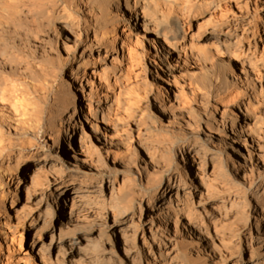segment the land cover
I'll list each match as a JSON object with an SVG mask.
<instances>
[{"label":"bare ground","instance_id":"6f19581e","mask_svg":"<svg viewBox=\"0 0 264 264\" xmlns=\"http://www.w3.org/2000/svg\"><path fill=\"white\" fill-rule=\"evenodd\" d=\"M263 15L0 0V264H264Z\"/></svg>","mask_w":264,"mask_h":264},{"label":"rangeland","instance_id":"374dc122","mask_svg":"<svg viewBox=\"0 0 264 264\" xmlns=\"http://www.w3.org/2000/svg\"><path fill=\"white\" fill-rule=\"evenodd\" d=\"M261 21H262V23H264V15H263V17L261 18ZM151 76H152V80H155V79L157 78L155 72H152V73H151ZM19 198H20V197H19V194H18V197H16V199H15V201L13 202V205H12V207H11L13 212H20L21 209H22L23 206H24V203L21 202ZM27 233H28V234H31V231H28ZM26 251H27L26 249H22V250L19 251L18 255L22 256ZM246 256H247V255H246Z\"/></svg>","mask_w":264,"mask_h":264}]
</instances>
